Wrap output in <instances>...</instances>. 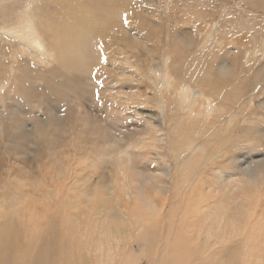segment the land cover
<instances>
[{"label": "rangeland", "instance_id": "rangeland-1", "mask_svg": "<svg viewBox=\"0 0 264 264\" xmlns=\"http://www.w3.org/2000/svg\"><path fill=\"white\" fill-rule=\"evenodd\" d=\"M263 8L0 0V242H15L18 264H34L31 245L53 248L59 261L43 264H264ZM28 34L51 52L65 37L78 67L55 48L54 63L26 72ZM72 116L86 125L73 132ZM19 127L33 135L15 144Z\"/></svg>", "mask_w": 264, "mask_h": 264}, {"label": "bare ground", "instance_id": "bare-ground-1", "mask_svg": "<svg viewBox=\"0 0 264 264\" xmlns=\"http://www.w3.org/2000/svg\"><path fill=\"white\" fill-rule=\"evenodd\" d=\"M60 1V0H59ZM79 1V0H78ZM64 5L67 7V8H71V3L70 2H64ZM73 6L72 7H74V4H72ZM60 6V5H59ZM88 8V7H87ZM64 10H66L65 8H63ZM264 9V8H263ZM87 11V10H86ZM89 11V10H88ZM65 12V11H64ZM74 12V11H73ZM82 15V14H81ZM75 15H73V17H74ZM87 17V16H86ZM94 18V17H93ZM16 20V19H15ZM81 20V19H80ZM67 21V20H66ZM86 20L84 19V21H83V23L85 22ZM88 21V20H87ZM87 23H89V22H87ZM85 24V26H86V23H84ZM11 26V25H10ZM84 26V25H83ZM11 27H13V26H11ZM29 27H30V25H29ZM29 27L26 25V23L25 24H21L20 25V27L18 26V27H16V30H18V31H20L21 33H25L26 31H29ZM12 29V28H11ZM35 29H36V27H35ZM38 29V28H37ZM3 30V29H2ZM15 30V29H14ZM6 32H8V33H11V32H13L12 30H5V31H3V33L1 34V35H3V37L5 36L6 37ZM34 32H36V31H34ZM14 33H16V32H14ZM13 33V34H14ZM30 33H31V31H30ZM40 33V32H39ZM17 35H19V32H18V34ZM16 35V36H17ZM23 35H25V34H23ZM40 35V34H39ZM13 37V36H12ZM36 37V36H35ZM38 37V36H37ZM36 37V38H37ZM41 37V36H40ZM72 37V36H71ZM8 38V37H7ZM25 38L27 39V45L30 47V49H29V52H30V54L28 55V57H30V58H32L33 60H35L36 61V63H34V61H26L25 60V68H26V72H28V73H30V74H32L33 72H32V70H35L36 69V67L34 66V65H32V64H37V62H39V61H41L42 63L44 62V61H48V63H50V64H52V63H54V59L51 57L52 56V52L54 51V53L53 54H55V48H58V50H59V52H60V61H61V63L63 64V62H66V63H69V64H72L73 66H74V64L77 66V61H76V59H77V49H76V52L72 49V47H71V45H70V43L67 41L66 42V44H65V46L62 44L64 41H66V38L65 37H63V38H58V45H55L54 47H53V51L51 52V50L49 49V48H47V47H49V46H43V45H41L39 42H37V41H34L33 40V42L31 41V40H29V39H34L33 37H32V35L31 34H28V35H26L25 36ZM14 39H15V35H14ZM73 39H74V41L77 43V38H76V35L75 36H73ZM18 40V39H17ZM19 41V40H18ZM17 46V49L18 50H20L19 51V53H17V52H15V54H17V55H19V54H25V52H24V48H25V46L23 45V44H19V45H16ZM80 47V46H79ZM76 48V47H75ZM37 52V53H36ZM239 55V54H238ZM26 56V55H25ZM44 57V58H43ZM214 57V56H213ZM58 57H56V59H57ZM55 59V60H56ZM50 60V61H49ZM82 62V61H81ZM60 64V63H59ZM226 64H228L227 63V61H225V60H223V64L222 65H219L218 66V68H219V74H221V75H223V76H225V77H230L231 75H232V73H233V71H231L230 72V76H229V71H228V67H227V65ZM64 65V64H63ZM61 66V65H60ZM72 66V67H73ZM67 68H71V67H68V66H66ZM78 67V66H77ZM4 68V65L3 66H1V62H0V70H2ZM38 70V69H37ZM41 71V70H40ZM224 77V78H225ZM219 80V79H218ZM6 84V83H5ZM174 84V83H173ZM209 84V83H208ZM207 84V85H208ZM161 85V84H160ZM168 87L166 88V89H169V88H171V86H172V83H170L169 85H167ZM173 87V86H172ZM211 87V86H210ZM165 88V87H164ZM212 88V87H211ZM217 88H219V87H217ZM66 88H64V90H65ZM180 89H182V88H180ZM221 89V88H220ZM179 90V89H178ZM206 90V89H205ZM158 94L162 97V93H161V91L160 90H158ZM183 92V91H182ZM209 92H212V91H209ZM217 92V91H216ZM215 92V93H216ZM201 94V93H200ZM199 94V95H200ZM79 94H77V96H78ZM181 95L183 96V95H185V94H182L181 93V91H179L178 93H177V96H179V97H181ZM94 96H96V95H94ZM209 96H211L210 94H209ZM212 96H213V94H212ZM205 97V96H204ZM76 98V97H75ZM86 98V97H85ZM120 98H122V97H120ZM189 98V97H188ZM87 99H88V97H87ZM94 102H95V99H92ZM163 100V99H162ZM180 100V99H179ZM215 100V99H214ZM214 100H213V102H214ZM160 102V101H159ZM163 102V104H164V102H165V100H163L162 101ZM162 102H160V104H162ZM212 102V100H209L207 103H213ZM148 103V102H147ZM192 103H193V100H188V99H185V101H180L179 102V105L181 106V107H184L185 109L186 108H188L189 110H191V106H192ZM205 103H206V101H205ZM205 103H204V105H205ZM215 103V102H214ZM163 104L162 105H160L159 106V109H163ZM194 104V103H193ZM196 104V103H195ZM207 105V104H206ZM214 105V104H210V106L209 107H212V106ZM49 106V105H48ZM50 107V106H49ZM48 107V108H49ZM205 107V106H204ZM51 108V107H50ZM61 108V107H60ZM24 109V108H23ZM52 109V108H51ZM62 110V109H61ZM18 111H20V110H18ZM169 111V110H168ZM191 112V111H190ZM211 114V113H210ZM51 115H52V117H53V120H55V121H59V122H57V123H59L60 124V122H62L63 121V119H64V115H63V113L62 112H60V110H59V112L57 113V114H54V113H51ZM154 115H155V113H154ZM145 116L146 115H144L143 116V118L145 119ZM149 116V115H148ZM148 116H147V118H148ZM184 116H185V118H187L188 117V115H187V113H184ZM191 116V115H190ZM150 117V116H149ZM207 117H208V115H207ZM209 117H210V115H209ZM208 117V118H209ZM65 118H66V116H65ZM68 118V117H67ZM149 119V118H148ZM180 119H182V116H177L176 117V121L177 120H180ZM157 120H156V118H153L152 116H151V118L149 119V120H147V122L150 124V125H153V123H155ZM193 121V120H192ZM228 121H230V120H228ZM67 122H69V127H71L72 128V130H73V128H77L78 126H85L86 125V123H85V125L82 123V118H74V116H72L71 118L69 117V121H67ZM64 123H66V121L64 122H62L61 124H64ZM179 123V122H178ZM34 125H36V128H37V135H36V137H39V138H44V137H46L45 136V130H44V133H43V131L40 129V127H43L42 125H40V123H33ZM48 124H51L52 125V123H51V121H50V123H48ZM68 124V123H67ZM20 125L21 126H23L21 123H20ZM178 125V124H177ZM60 126V125H59ZM49 127V126H48ZM53 126H51V128H52ZM59 128V127H58ZM61 128V127H60ZM49 129V128H48ZM48 131V130H47ZM76 131V130H75ZM158 131V130H157ZM73 132H74V130H73ZM159 132V131H158ZM22 133V134H21ZM160 134H161V136H164V133L161 131V132H159ZM2 134H6V132H4L3 131V129L0 127V137H1V135ZM18 134H21V136H17ZM159 134V135H160ZM8 135H10L11 137H12V139L10 140V141H12L13 143H15V144H19V139L20 140H22L23 139V137H30V135H33V131L31 132L29 129H22L21 127H19V128H17L15 131H12V132H10V133H8ZM1 140V139H0ZM21 142V141H20ZM184 149V148H183ZM205 157V156H204ZM261 167V166H260ZM255 168H256V166H255ZM262 168V167H261ZM257 169H259V171H255V172H253L252 174H250V175H246V178H249L248 179V181L246 182V183H250L251 184V182H257L258 181V173H260L261 171H260V168H257ZM165 172L164 171H160V174L162 175V174H164ZM259 183V182H258ZM258 185V184H257ZM101 227V226H100ZM104 231V230H103ZM8 234V233H7ZM11 234V233H10ZM218 237V236H217ZM48 242H50V240H48ZM1 243V246L3 247V249H1L2 251L0 252V264H18L17 263V260L19 259V258H17V256H16V252H15V248H14V246H15V242L13 241V240H6L5 242H0ZM30 243V242H29ZM32 243H30V245H31ZM35 244H37V243H35ZM56 244V243H55ZM50 245H52V243H50ZM29 246V245H28ZM38 247V246H37ZM29 248V247H28ZM30 248H31V252L29 251V252H27L26 251V253H25V255H24V259L25 260H27L29 257L32 259V263H34V264H43V261L44 260H46L45 259V257L47 258V257H49L48 258V260L49 259H51V257H52V255H53V259L54 258H56L57 259V261H59V259L57 258V255H55V254H53V253H51L52 251H53V248L52 247H50L49 245H47V247L46 248H43L42 247V249L41 250H39V251H37V248L35 247V251H33V245H31L30 246ZM41 248V247H40ZM21 254H23V253H21ZM59 255V254H58ZM60 255H61V253H60ZM16 257V258H15ZM19 257V256H18ZM21 258V257H20ZM62 259H64V258H62ZM21 260V259H20ZM23 261V260H22ZM21 261V262H22ZM28 261V260H27ZM54 261V260H53ZM28 262H30V261H28ZM48 262V261H47ZM73 262V261H72ZM75 262V261H74ZM70 263V262H69Z\"/></svg>", "mask_w": 264, "mask_h": 264}]
</instances>
